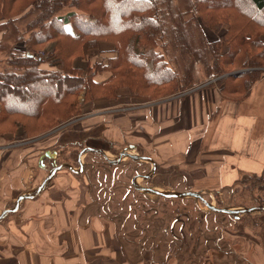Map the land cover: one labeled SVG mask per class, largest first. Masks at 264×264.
<instances>
[{
    "label": "trees",
    "instance_id": "trees-1",
    "mask_svg": "<svg viewBox=\"0 0 264 264\" xmlns=\"http://www.w3.org/2000/svg\"><path fill=\"white\" fill-rule=\"evenodd\" d=\"M0 34L12 69L0 72V137L19 142L79 117L83 103L117 100L120 89L151 100L184 92L199 84L197 62L224 100H245L264 75V0H0ZM100 42L114 46L113 57L74 66ZM102 73L110 77L96 82ZM262 180L242 174L239 183Z\"/></svg>",
    "mask_w": 264,
    "mask_h": 264
},
{
    "label": "rangeland",
    "instance_id": "rangeland-1",
    "mask_svg": "<svg viewBox=\"0 0 264 264\" xmlns=\"http://www.w3.org/2000/svg\"><path fill=\"white\" fill-rule=\"evenodd\" d=\"M70 10L72 9H65L60 14H65ZM26 24L27 21L19 22L18 28L23 30ZM69 29L70 26L67 27V30ZM193 30L197 31V29ZM204 32L210 43L219 38L210 29L204 28ZM16 48L22 50L24 45H18ZM49 50L51 51V49ZM45 53L46 51H39L35 55L45 57ZM111 53L110 47L101 46L90 51L83 63L76 62L75 64L86 69L85 63H105ZM8 59L7 53H0V72L12 71ZM193 66L198 85H194L184 92L155 100L133 97L126 89V92H123L121 96L123 99L120 103H117V100H101L100 102L97 99L94 101L97 109L93 110L94 103L84 104V93H82L78 98L81 104L83 103L81 115L38 137L42 139L40 147L45 151L58 152L55 165L69 163L78 170V155L86 147L103 149L110 158H116L122 151L133 145L136 149L131 150L132 154L149 156L157 163L156 175L152 179H139V183L145 187H156L164 191L203 192L205 198L219 208L264 205V180L254 184L251 182L239 183L242 175L239 180L234 182L236 174L192 173L199 169H193V158L199 150V145L193 143L186 151L187 143H179L175 140L178 135L177 130L181 127L168 129L162 124L166 123L167 125L171 122L170 118L163 121L160 115L156 116V113H159V108L155 110L154 106L165 105L168 107L175 101L174 98L192 94L200 86L209 84V86H217V79L210 78V80L205 76L202 64L197 62ZM43 68L47 69L49 66L46 65ZM233 70L234 75L239 71L237 68ZM246 102L247 104L263 105L259 110L251 109V111L264 116L263 88L252 91ZM87 105L91 106V110L87 108ZM153 124L155 126H152ZM165 132L173 133V136H170L172 140L169 138H166L168 142L161 140ZM11 139L16 142L21 140L17 137ZM184 151H186L185 154ZM42 154L44 153H41V156ZM184 155L188 157H184ZM185 158L190 162L189 165L183 164ZM82 161L86 167L82 175H74L73 172L65 168L56 175L51 184L65 179L72 182L88 181L93 185L94 195L99 196L105 205L106 201L107 204L110 203L109 206L106 205L104 215L108 218L116 217V219L122 217L121 219L128 220L140 228L138 233L144 239H139V243L148 240L147 243L155 247L156 241L161 240V237H168L166 238L168 240L177 235L171 248L173 263L177 260L178 264H238V262L246 260L243 258L245 254L247 260L249 258L253 262L258 260L259 255L264 258V212L241 216L231 226L229 215L209 211L203 203L195 199H165L138 192L132 185V179L137 175L150 173L152 164L149 162L138 163L127 158L119 165H111L101 155L93 153L83 156ZM53 163L54 161L51 162V159L45 161L46 168H41L42 176L38 180V184L47 177L49 170L53 168ZM188 169H191V172H188ZM215 176L223 178L220 180L226 184L228 182L226 186H230L232 183L233 186L223 189L215 188L216 185L212 184ZM209 185L214 186L208 188ZM28 190H32V188ZM110 198H113L114 201H109ZM10 206L13 205L7 207ZM211 213L214 216L209 218ZM134 229L135 227L131 226V230ZM144 230L152 231L149 236L153 237L145 238L147 235H142ZM138 238L135 237L134 240ZM231 251L234 252V255H228Z\"/></svg>",
    "mask_w": 264,
    "mask_h": 264
},
{
    "label": "crops",
    "instance_id": "crops-1",
    "mask_svg": "<svg viewBox=\"0 0 264 264\" xmlns=\"http://www.w3.org/2000/svg\"><path fill=\"white\" fill-rule=\"evenodd\" d=\"M69 26L68 31L72 32ZM101 46L110 47L112 53L108 57L114 56L112 44L100 42L98 47ZM48 49H52V46L49 45ZM84 59L76 58L74 66L84 69L75 64L83 63ZM85 64L87 69L90 64ZM109 77V73H102L95 77V81L102 82ZM209 85L200 86L192 94L174 98L175 101L168 107L154 106L155 110L159 108L156 116L160 115L163 121L170 118L171 122L162 124L168 129L181 127L175 140L187 143L186 151L193 143L199 145L200 152L197 151L193 158V169H199L192 173L236 174L234 182L242 174L264 177V116L251 111L259 110L263 105L247 104L250 95L242 101L224 100L219 87ZM257 88L264 89V75L251 93ZM125 90H118L117 103L122 101ZM127 92L130 93L129 90ZM91 103H94L92 109H97L96 102ZM87 108L91 110L90 105ZM21 133V130L18 131L17 136ZM171 135L173 133L165 132L161 140L168 142L166 138L170 139ZM13 137H0V214L11 208L7 206H14L20 195L41 185L38 184L42 176L40 157L41 153L48 151L40 147V138L16 142L12 141ZM184 160V165L190 164L188 159ZM187 171L191 172V169ZM80 174L74 173L77 176ZM213 179L212 184L216 186L209 185L208 188L233 186V183L226 186L228 182L221 181L223 178L220 176ZM30 188L32 190L27 191ZM93 191V185L86 180L72 182L65 179L52 183L35 199L22 202L16 213L0 221V264H178L177 260L172 262L171 249L177 235L168 240V237H161L155 243L156 248L147 243L148 240L139 243V239H144L138 233L140 228L122 217L116 219L104 215V209L110 203L106 201L105 205ZM212 216L211 213L209 218ZM229 218L231 226L240 219ZM131 226L135 229L131 230ZM151 234L152 231L142 232V235H147L145 238L153 237L149 236ZM135 237L139 238L134 240ZM228 255H234V252ZM245 256L243 258L246 260L238 264H264V258L260 255L254 262Z\"/></svg>",
    "mask_w": 264,
    "mask_h": 264
},
{
    "label": "water",
    "instance_id": "water-1",
    "mask_svg": "<svg viewBox=\"0 0 264 264\" xmlns=\"http://www.w3.org/2000/svg\"><path fill=\"white\" fill-rule=\"evenodd\" d=\"M131 150H135L134 146H130L129 148H126L124 151L120 153V155L116 158H110L107 155V152L101 149H94L90 147H86L82 149V151L78 155V170L73 167L69 163H64L61 165H58L52 169L49 170V173L47 177L43 180L41 185L34 189L33 191L29 193L22 194L18 197L16 203L13 207L6 209L0 214V221L8 217L10 214L16 213L22 204V202L26 200H32L35 199L37 196H39L41 193H43L51 184L53 179L56 177V175L63 169L67 168L73 173H82L84 171L85 165L82 161L83 156L89 154V153H95L101 155L109 164L111 165H119L121 164L125 159L129 158L135 162L143 163V162H149L152 164V171L145 175H137L132 179V185L133 187L140 193L148 196H156L161 197L165 199H175V198H193L197 201H200L205 205L207 210L216 212L219 214H227L229 216L234 217L235 219H239L241 216L248 215V214H255V213H262L264 212V205H258L254 207H240V208H219L215 206L213 203L209 202L201 192L196 191H187V192H178V191H164L160 190L156 187H145L139 183V179L143 178L144 180L152 179L156 175L157 171V163L155 160L151 157L142 156L139 154H132ZM58 157V153L56 151H46L41 157H40V165L41 168L45 169V161L47 159H54L56 160Z\"/></svg>",
    "mask_w": 264,
    "mask_h": 264
},
{
    "label": "flooded vegetation",
    "instance_id": "flooded-vegetation-1",
    "mask_svg": "<svg viewBox=\"0 0 264 264\" xmlns=\"http://www.w3.org/2000/svg\"><path fill=\"white\" fill-rule=\"evenodd\" d=\"M52 152H54V151H52ZM56 152H57V151H56ZM57 153H58V152H57ZM57 158H58V157H57ZM47 160H48V159H47ZM52 161H54V163H53V168L56 167V166H58V165H55V161H56V160L51 159V162H52Z\"/></svg>",
    "mask_w": 264,
    "mask_h": 264
}]
</instances>
